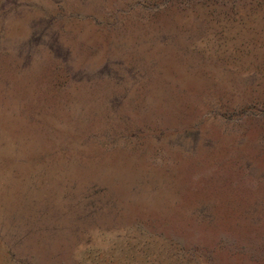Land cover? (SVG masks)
<instances>
[{
    "label": "rangeland",
    "instance_id": "rangeland-1",
    "mask_svg": "<svg viewBox=\"0 0 264 264\" xmlns=\"http://www.w3.org/2000/svg\"><path fill=\"white\" fill-rule=\"evenodd\" d=\"M0 264H264V0H0Z\"/></svg>",
    "mask_w": 264,
    "mask_h": 264
}]
</instances>
